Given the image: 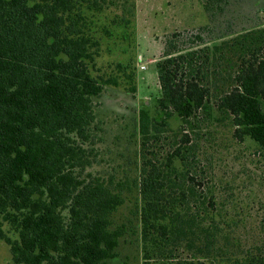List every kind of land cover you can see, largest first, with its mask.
I'll return each instance as SVG.
<instances>
[{"label":"trees","instance_id":"1","mask_svg":"<svg viewBox=\"0 0 264 264\" xmlns=\"http://www.w3.org/2000/svg\"><path fill=\"white\" fill-rule=\"evenodd\" d=\"M110 10L121 12L112 24L127 30L134 0H0V241L12 264H109L127 234L112 216L135 194L142 264L182 241L203 253L215 241L205 224L214 205L197 194L190 133L216 110L231 118L237 140L264 151V47L261 57L238 65L235 86L212 102L200 70L210 58L199 47L203 38L175 32L156 62L158 116L138 115V174L129 182L93 174V99L121 85L93 74L100 34L111 36L94 18ZM130 66L117 65L125 90L135 94ZM172 117L181 125L164 162L146 159L145 148L168 131ZM174 264L206 263L197 257ZM243 264H264V255Z\"/></svg>","mask_w":264,"mask_h":264},{"label":"rangeland","instance_id":"2","mask_svg":"<svg viewBox=\"0 0 264 264\" xmlns=\"http://www.w3.org/2000/svg\"><path fill=\"white\" fill-rule=\"evenodd\" d=\"M114 12L105 11L94 18L95 25L107 29L111 36L100 34V56L93 74L117 77L121 85L108 86L93 99L97 121L91 171L129 182L142 163L137 129L139 112L145 110L151 117L158 116L156 62L166 39L175 32L182 37L199 34L203 38L204 44L199 47L208 48L206 54L210 58L204 68L198 66L208 76V82H204L208 83L214 102L218 95L235 86L238 65L261 57L264 0H134V16L127 30L119 23L112 24L116 13H121ZM118 64L131 65L125 71L127 75L134 74L135 94L125 90L127 79ZM211 116L199 118L197 128L190 133L188 148L192 151L190 158L193 157L191 175L200 183L197 194L212 200L214 205L205 221L213 227L214 245L202 249L203 253H198L196 245L188 246L187 241L169 244L166 249L162 246L164 252L156 253L157 260L151 264L196 262L197 257L206 264H243L249 257L264 255V151L248 138L237 140L227 115L214 110ZM168 124V131L145 148L146 159L164 162L173 137L179 135L181 122L172 117ZM175 166H180L177 160ZM136 205L139 199L135 194L112 216L113 225L125 224L127 234L120 239L117 257L109 264H142L143 243ZM4 230L8 228L5 226ZM0 264H12L9 248L2 241Z\"/></svg>","mask_w":264,"mask_h":264}]
</instances>
